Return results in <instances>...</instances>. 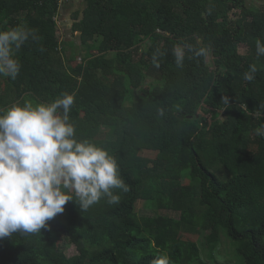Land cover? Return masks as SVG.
I'll return each instance as SVG.
<instances>
[{"label": "trees", "instance_id": "1", "mask_svg": "<svg viewBox=\"0 0 264 264\" xmlns=\"http://www.w3.org/2000/svg\"><path fill=\"white\" fill-rule=\"evenodd\" d=\"M85 2L72 27L80 48L67 49L57 36L56 2L0 0V31L27 25L39 36L15 51L17 77L0 76V109L75 94L76 138L113 155L130 190L114 189L118 204L102 198L86 211L70 201L41 233L0 238V264H152L162 254L170 264H195L200 249L187 236L198 234H207L211 255L224 235L240 264H264V137L255 134L264 123V111L257 114L264 56L256 55L264 0ZM178 43L210 52L188 54L178 68ZM252 64L258 71L248 82ZM147 77L152 85H144ZM140 201L179 218L139 216ZM72 246L78 254L69 257Z\"/></svg>", "mask_w": 264, "mask_h": 264}, {"label": "clouds", "instance_id": "2", "mask_svg": "<svg viewBox=\"0 0 264 264\" xmlns=\"http://www.w3.org/2000/svg\"><path fill=\"white\" fill-rule=\"evenodd\" d=\"M211 9H209V14ZM29 39L37 41V30L18 25L0 31V76L15 79L21 64L14 58ZM210 49L194 48L191 44H177L172 49L175 65L182 68L186 55L207 57ZM157 50L152 65L160 68ZM257 58L264 56V41L256 40ZM258 69L255 64L244 73V80L252 82ZM224 105H230L227 96ZM75 94L62 93L50 103L25 100L0 109V238L13 234H38L48 228V222L65 211L70 201L79 203L86 211L107 198L111 205L120 202L114 189L127 193L130 190L121 178L115 157L87 139L78 140L76 129L70 122V111ZM264 111L259 105L257 114ZM160 117L163 107L157 109ZM255 134L264 137V123ZM152 264H170L167 254Z\"/></svg>", "mask_w": 264, "mask_h": 264}, {"label": "rangeland", "instance_id": "3", "mask_svg": "<svg viewBox=\"0 0 264 264\" xmlns=\"http://www.w3.org/2000/svg\"><path fill=\"white\" fill-rule=\"evenodd\" d=\"M259 1H263V0H248V2H251L253 4H257V2L259 3ZM77 18H79V17H76V19ZM58 27H59L58 32H57L58 33V39L61 42V44H66V48L68 49L67 44L70 42H73L75 44V47L80 48V41L78 39H75V38H80V34H81L80 32H78V33L74 32L73 33L70 31V33H69L67 31L65 32L61 28L60 25ZM70 34H71V37H70ZM70 38H72V39H70ZM69 51L71 52V50H69ZM78 58L82 59V57L79 55H78ZM0 79H1V77H0ZM153 83H154V80L147 77L144 85H152ZM140 92H141V90L136 91V95H137L136 97H138L140 95ZM144 154L150 158L156 157L155 153L146 152ZM181 183L182 184H188L189 181L184 180V178H183ZM137 210H138L139 216H154L156 213H158V214L161 213L163 215H169L171 217L179 218V215L175 212L167 211V210L156 211V210H154L153 206L149 205L148 203L142 202V201H140L138 203ZM206 235L207 234H205V235L204 234L203 235L198 234L196 236H187L188 238H190V240H192L195 244H197L199 249H200V259L195 264H240V261H239L240 258L237 255L235 247L227 239L226 236L221 235L219 245L217 246L216 250L211 255L209 253V250H208L206 242H205L204 237ZM66 254L69 257H71L74 255H77L78 251H77L75 246H72L66 250Z\"/></svg>", "mask_w": 264, "mask_h": 264}, {"label": "crops", "instance_id": "4", "mask_svg": "<svg viewBox=\"0 0 264 264\" xmlns=\"http://www.w3.org/2000/svg\"><path fill=\"white\" fill-rule=\"evenodd\" d=\"M59 8H60L59 13L57 17L55 18L57 22V32H58L59 25L65 32L66 31L69 33L70 31L73 32L72 27L74 23L77 21H80L83 17V11L86 8L85 0H64V2ZM76 17H79V18L76 19ZM57 36H58V33H57ZM70 37H71V34H70ZM80 37H81V34H80ZM75 39H78L80 41V38H75ZM70 53L71 52L69 50L68 51L66 50L67 56H70Z\"/></svg>", "mask_w": 264, "mask_h": 264}, {"label": "built area", "instance_id": "5", "mask_svg": "<svg viewBox=\"0 0 264 264\" xmlns=\"http://www.w3.org/2000/svg\"><path fill=\"white\" fill-rule=\"evenodd\" d=\"M54 2H56L58 4V6L60 7L62 5V3L64 2V0H52Z\"/></svg>", "mask_w": 264, "mask_h": 264}]
</instances>
